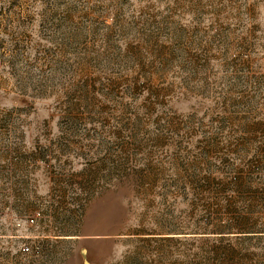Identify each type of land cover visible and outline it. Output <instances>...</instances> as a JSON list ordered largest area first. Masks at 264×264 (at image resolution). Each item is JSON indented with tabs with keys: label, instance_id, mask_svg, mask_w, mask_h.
<instances>
[{
	"label": "rangeland",
	"instance_id": "374dc122",
	"mask_svg": "<svg viewBox=\"0 0 264 264\" xmlns=\"http://www.w3.org/2000/svg\"><path fill=\"white\" fill-rule=\"evenodd\" d=\"M0 264H264V0H0Z\"/></svg>",
	"mask_w": 264,
	"mask_h": 264
},
{
	"label": "built area",
	"instance_id": "2783aa9c",
	"mask_svg": "<svg viewBox=\"0 0 264 264\" xmlns=\"http://www.w3.org/2000/svg\"><path fill=\"white\" fill-rule=\"evenodd\" d=\"M26 222H27L28 224H32V223L34 222V217H32V216L27 217ZM17 225L20 226V225H21V222H18ZM22 251H23V252H28V251H29V247L26 246V245H24V246L22 247Z\"/></svg>",
	"mask_w": 264,
	"mask_h": 264
},
{
	"label": "crops",
	"instance_id": "0c3cea01",
	"mask_svg": "<svg viewBox=\"0 0 264 264\" xmlns=\"http://www.w3.org/2000/svg\"><path fill=\"white\" fill-rule=\"evenodd\" d=\"M10 234V233H9ZM11 235V234H10Z\"/></svg>",
	"mask_w": 264,
	"mask_h": 264
}]
</instances>
